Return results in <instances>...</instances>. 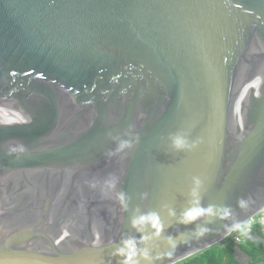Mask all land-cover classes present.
<instances>
[{
  "label": "water",
  "instance_id": "water-1",
  "mask_svg": "<svg viewBox=\"0 0 264 264\" xmlns=\"http://www.w3.org/2000/svg\"><path fill=\"white\" fill-rule=\"evenodd\" d=\"M263 208L264 0H0V264H178Z\"/></svg>",
  "mask_w": 264,
  "mask_h": 264
},
{
  "label": "clouds",
  "instance_id": "clouds-1",
  "mask_svg": "<svg viewBox=\"0 0 264 264\" xmlns=\"http://www.w3.org/2000/svg\"><path fill=\"white\" fill-rule=\"evenodd\" d=\"M171 139V145L174 149L176 150H185L189 149L191 147H194V144H190L188 139L184 134L178 133L172 137ZM132 147V141L131 140H119L117 143V148L115 152H121L126 148ZM13 151H23L22 146H18L17 148L12 149ZM114 153H109V155H112ZM118 182V178L113 176L110 179L105 181V186L108 191H113L116 188ZM194 188L191 193V195L195 198L197 197V191L196 189L199 187L200 181L198 179L193 180ZM91 187H95V184L90 185ZM104 194H107L106 192ZM116 198L119 201L121 207L124 210H127V197L123 192H118L116 193ZM196 203L197 201L194 199L193 201ZM264 211V208L261 209L256 216L250 218L246 222L243 223L239 228H236L234 231H232L229 235H227L226 238H224L222 241L208 247L211 248L216 245H220L224 240L226 239H232L235 246L238 247L244 254L250 256L247 254L245 251H243V246L246 245L247 243V237L251 236L252 229L255 226H258L261 232V235H254V243L259 244L261 249H262V256L264 257V229L261 226L260 218L261 214ZM212 209H207L206 212L205 210L199 209V208H193L189 211H186L181 219V223H189L194 220H196L199 216L204 215V214H211ZM172 213L170 212V215ZM131 225L132 227L136 228L138 232H141L143 230V226L148 225L150 226L151 229H153V235L154 236H159L160 232L162 230L161 224L159 222V218L155 213H148V214H141L139 216L134 217L131 220ZM203 230H201L202 232ZM199 234V233H198ZM148 239L147 237H142L140 242H143L144 240ZM168 243L171 245V247H175V244L172 243L171 237L167 238ZM137 241L133 238H126L121 240V246L116 249V252L114 253L115 255L123 257L122 264H139V260L137 257L139 256L141 259L151 261L153 258L149 256V253L147 250H140L137 247ZM206 248V249H208ZM205 249V250H206ZM204 251V250H203ZM201 251V252H203ZM199 252V253H201ZM198 254V253H196ZM195 254V255H196ZM166 255L170 256L171 253H167ZM194 256V255H193ZM233 261L235 264H241L239 261H236L234 259V248H233ZM251 259L248 260V264H253V257L250 256ZM159 257H157L158 259ZM185 261V260H184ZM182 261V262H184ZM182 262H179L178 264H181Z\"/></svg>",
  "mask_w": 264,
  "mask_h": 264
},
{
  "label": "trees",
  "instance_id": "trees-1",
  "mask_svg": "<svg viewBox=\"0 0 264 264\" xmlns=\"http://www.w3.org/2000/svg\"><path fill=\"white\" fill-rule=\"evenodd\" d=\"M261 235L258 226L252 229L251 236L247 237V243L243 251L253 257V264H264L262 249L259 244L254 243V235ZM235 244L232 239L224 240L220 245L213 246L198 253L181 264H235L233 261V248Z\"/></svg>",
  "mask_w": 264,
  "mask_h": 264
},
{
  "label": "built area",
  "instance_id": "built-area-1",
  "mask_svg": "<svg viewBox=\"0 0 264 264\" xmlns=\"http://www.w3.org/2000/svg\"><path fill=\"white\" fill-rule=\"evenodd\" d=\"M260 222H261L262 228L264 229V211L261 214Z\"/></svg>",
  "mask_w": 264,
  "mask_h": 264
}]
</instances>
